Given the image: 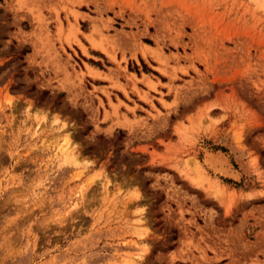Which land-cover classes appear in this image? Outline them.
Wrapping results in <instances>:
<instances>
[{"label":"rangeland","instance_id":"1","mask_svg":"<svg viewBox=\"0 0 264 264\" xmlns=\"http://www.w3.org/2000/svg\"><path fill=\"white\" fill-rule=\"evenodd\" d=\"M144 1L0 0V264H264V0Z\"/></svg>","mask_w":264,"mask_h":264},{"label":"crops","instance_id":"2","mask_svg":"<svg viewBox=\"0 0 264 264\" xmlns=\"http://www.w3.org/2000/svg\"><path fill=\"white\" fill-rule=\"evenodd\" d=\"M72 1H73V11H75L79 15H86L88 17V18H83V19L79 18L76 21V27H77V29L81 35H91V34H95V33H101L102 35H106V34L107 35H113L116 37H120V39H123L121 41H124L125 46L127 48L130 47V44L127 43V45H126L124 38L122 36H119V34H117V33H106L105 34L104 28H103V23L99 21V19H102V20L105 19L103 14H105V16H106L107 11L109 10V2L113 1V0H72ZM133 1L135 3H139V2H142L144 0H133ZM91 2L97 3L96 7H94L91 4ZM144 2L146 3V1H144ZM96 9L100 12L99 14L95 13ZM113 10L117 11L114 8H113ZM106 17L111 18L112 21L115 23V20H113L112 17H110V16H106ZM81 23L86 24V31H84V32L80 30V24ZM142 30L143 29L141 27L137 28L138 33L142 32ZM125 32H134V30L131 28L129 31H125ZM80 40L81 39L79 38V41ZM80 43H81V41H80ZM81 44L83 45L84 43H81ZM83 47H84V52L87 56H90L89 52H95V53H98L99 55L105 56L101 51L90 47V45H88L87 43L84 44ZM78 51L80 54H82L80 50H78ZM120 54H121L120 51H117L115 53L116 61H119ZM124 59L126 60L125 63H121V64L119 63L120 64L119 65V69H120L119 71L120 72H119V75H117L118 78L116 79L120 86H145V85H143V83L133 82L132 79H134V78L136 81H141L143 79V81L147 82L149 86L150 85L164 86L166 84V81H162L159 78L154 77L152 74H150V76L153 77L154 79L150 78V76L145 74V73L136 74L134 72L127 70V64L128 63H132V62L138 63L139 60H143L142 56L137 51L134 53V56L131 55V51H126L124 53ZM84 64L86 66V69H92V71H96V73L99 74V77L101 75H111V72H109L108 70L117 72V70L114 66H105V68H107V71H104V70H99L98 68H95L93 66L87 65L86 63H84ZM152 67H155V66H152ZM123 68L125 69V72L121 71ZM113 75H115V74L113 73ZM99 77L94 78L93 82H99V83L97 85H93V86H103V87L110 86L107 81L101 80V78H99ZM132 77H134V78H132ZM126 78H128L131 81L126 80ZM141 91H145V90L141 89ZM128 93H129V91H128Z\"/></svg>","mask_w":264,"mask_h":264},{"label":"bare ground","instance_id":"3","mask_svg":"<svg viewBox=\"0 0 264 264\" xmlns=\"http://www.w3.org/2000/svg\"><path fill=\"white\" fill-rule=\"evenodd\" d=\"M68 40V39H67ZM93 42V41H92ZM143 51H145V52H143V54L144 55H146V52H147V49H145V50H143ZM72 149L70 148V147H67V148H65L64 149V151H63V154L67 157V156H74V154H73V152L71 151ZM219 157H222V156H218L217 158H213L212 160H210L211 161V164L212 165H214V167L215 168H217V171L218 172H220V173H225L224 171L226 170V169H224L223 170V163H224V160H222L223 159V157H222V159L221 158H219ZM225 168V167H224ZM216 171V172H217ZM231 173V172H230ZM226 174V173H225ZM232 176V175H231Z\"/></svg>","mask_w":264,"mask_h":264},{"label":"trees","instance_id":"4","mask_svg":"<svg viewBox=\"0 0 264 264\" xmlns=\"http://www.w3.org/2000/svg\"><path fill=\"white\" fill-rule=\"evenodd\" d=\"M173 239V238H172Z\"/></svg>","mask_w":264,"mask_h":264}]
</instances>
